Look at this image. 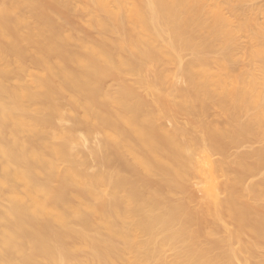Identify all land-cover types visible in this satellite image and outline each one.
Returning <instances> with one entry per match:
<instances>
[{
	"label": "bare ground",
	"instance_id": "1",
	"mask_svg": "<svg viewBox=\"0 0 264 264\" xmlns=\"http://www.w3.org/2000/svg\"><path fill=\"white\" fill-rule=\"evenodd\" d=\"M82 1L95 7L85 9L92 25L115 36L111 45L66 33L55 18L67 9L63 0H0V192L8 202L0 264H264L254 259L264 241V176L243 186L264 165V75L237 74L243 48L225 44L247 34L246 57L264 73V4ZM182 53L191 57L174 99L160 68L178 65ZM108 72L135 76L145 97L127 86L105 89ZM211 102L222 127L166 126L180 113L206 115ZM93 134L99 142L85 153ZM253 141L260 146L235 157L221 199L217 174L227 168L212 155ZM195 177L204 180L201 200Z\"/></svg>",
	"mask_w": 264,
	"mask_h": 264
},
{
	"label": "rangeland",
	"instance_id": "2",
	"mask_svg": "<svg viewBox=\"0 0 264 264\" xmlns=\"http://www.w3.org/2000/svg\"><path fill=\"white\" fill-rule=\"evenodd\" d=\"M47 1V0H45ZM64 3L67 6V9H64L60 15H58L56 13V20L57 23L60 24V26L63 28V30L66 33L69 34H77L80 38L87 40L89 42H94L97 41L102 38L105 37L107 39V44L111 45L112 42L115 39V36L105 33L104 31L100 30L97 27H94L92 25V16L88 15L85 11V9H95V7L93 5H91L88 2L82 1V0H63ZM217 2H228L230 4H237V0H216ZM244 1V0H243ZM241 2V5L244 6H248V7H254L256 6H260V4H264V0H245L244 2ZM255 4V5H253ZM259 4V5H258ZM222 5V4H221ZM253 5V6H252ZM226 5H224L225 7ZM255 8V7H254ZM226 12V10H225ZM228 15V14H227ZM100 17H104V14L99 13ZM259 17V16H258ZM261 17V16H260ZM259 17V20L261 21ZM235 21V20H233ZM238 21V20H237ZM234 26L237 25V23H233ZM236 43L238 44V46L240 45L243 49L239 50L236 55L234 56V60L236 62L235 65V69H236V73L237 74H243L245 72H254L256 75H264L261 74V72H258L256 70V66L259 64L258 62H250L249 59L246 57V53L244 52V50L247 48L248 42H249V38L247 36V34L242 33V32H238L235 34L234 39H232V42L229 41H225V44H232V43ZM244 46V47H243ZM190 55L188 53H182L180 56V60L179 61H175L178 65L175 64H169L166 63L163 66H161V70L165 71L168 76H169V80L165 85V90L170 93L171 98H174V96L172 95V86H182L184 87L186 85L185 80L179 75V69H181L180 67L185 65L186 62L189 61L190 59ZM182 58V59H181ZM181 63V64H180ZM180 64V65H179ZM27 71L29 74H37L39 72L38 68H36L31 62L30 60H26L25 62ZM149 70H153L152 67L149 68ZM216 71V65L213 64L211 66V72ZM28 79V78H27ZM101 86H103L105 89L109 90L110 92H115L116 90H118L121 86H127L129 88H131L132 90H134L135 92H137L139 95L144 96L145 97V91L142 87L138 86L136 83V77L129 75L127 73H121L119 76H113L111 75L109 72L106 73V75L104 76V78L101 81ZM68 94L64 93L61 95L60 97V101L64 106V109L66 111H68V101H67V96ZM149 98V97H146ZM175 99V98H174ZM208 111L206 113V115H201V116H197V117H187L185 114L180 113L177 114L175 116V120L174 122H167L166 126L168 128L172 127L173 125H176L180 128H183L189 132H193V133H198L200 131V128L198 126L194 127L193 125L190 124L191 120L192 121H200L204 122L205 124H213L215 126H220L222 127L224 125L225 122V117L220 114L219 110L213 105V103H209L208 104ZM219 111V112H218ZM81 112H77L75 115H80ZM203 123V124H204ZM201 124V123H198ZM72 123L71 121L67 120L64 122V126L68 127L71 126ZM202 125V124H201ZM77 132L79 134V136L84 138L83 135V130H81V128H77ZM99 142V136L97 134H93L90 138H88L84 144V146L82 147V150L85 151V153H88L91 151V149L93 147H95ZM260 146L259 143H255L253 142H247L245 144H243L242 146H240L239 148H228L226 150L225 156H221L218 154H213L212 155V159L213 161L217 164L218 162H223L225 167L227 168V173L223 174L221 172H219L217 174V183L219 186V195L221 199H225L228 194H229V190L226 189V184L227 182H229L230 180H232L235 175H236V167L234 165V159L237 155H239L242 152H249L254 150L255 148H258ZM92 161V160H91ZM91 164V168L90 171H94L97 169V165L94 161L90 162ZM262 176H264V165L261 167V169L259 170L258 173L246 177L243 181V186H248L250 184L253 183H257ZM192 182V191L195 194V196L197 197V200H201L204 197L203 192L201 191V186L203 185L204 180L200 179V178H192L191 180ZM239 187H235L234 190H238ZM188 194V193H187ZM173 199H180L182 198V195L179 192H175L172 195ZM243 203L248 204V205H253L254 202L253 200L249 197L246 196L245 198H243ZM8 206V202H7V194L5 192V190L0 192V211L4 210L6 207ZM192 207H196V203H192ZM227 226L230 228L231 227V223L229 221H227ZM166 256L170 259L172 256V252L170 251H166ZM85 255V250H82L78 253V256L82 257ZM255 261H258L260 259H264V241H261L258 243V247L256 249V255H255Z\"/></svg>",
	"mask_w": 264,
	"mask_h": 264
}]
</instances>
